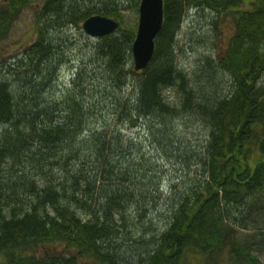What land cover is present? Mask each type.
I'll list each match as a JSON object with an SVG mask.
<instances>
[{"label":"trees","instance_id":"obj_1","mask_svg":"<svg viewBox=\"0 0 264 264\" xmlns=\"http://www.w3.org/2000/svg\"><path fill=\"white\" fill-rule=\"evenodd\" d=\"M140 1L6 0L0 7V40L23 10L33 7L37 19L36 40L22 56L0 58V264H190V255L205 264L223 253L236 264H260L239 243L235 225L250 219L238 217L243 211L258 215L264 208V0H163L154 55L139 72L131 52L136 33L120 27L98 40L103 92L116 97L113 118L148 125L152 145L172 155L182 147L171 148L174 114L195 117L209 130L204 160L194 157L200 178L174 197L165 229L147 242L151 231L138 224L141 236L137 244L130 237L127 259L109 243L122 226L115 216L125 228L127 212L136 209L142 219V203L159 201L152 197L160 179L142 166L149 160L141 149L125 148L119 130L89 129L94 115L84 100L85 67L63 96H47L60 71L49 35L80 29L92 16L122 23L125 4L138 10ZM193 10L214 13V24L226 17L233 23L226 47L194 82L174 62L182 20ZM218 74L230 82L226 94L215 95ZM129 86H135L132 97ZM169 88L176 89L175 105L162 96ZM5 163L19 172L7 176Z\"/></svg>","mask_w":264,"mask_h":264},{"label":"rangeland","instance_id":"obj_2","mask_svg":"<svg viewBox=\"0 0 264 264\" xmlns=\"http://www.w3.org/2000/svg\"><path fill=\"white\" fill-rule=\"evenodd\" d=\"M5 1L0 0V7ZM204 12L193 10L183 18L177 37L178 45L174 52V62L178 69L184 72L187 78L193 82L199 80L198 77L201 75L207 60H211L210 58L217 59L218 52L226 47L228 39L233 33V23L230 17H226L227 20H220L217 24H214L217 18L216 15L209 11H206L205 14ZM35 14L36 11L33 7L22 11L17 20L12 24L5 39L0 40V58L22 56L27 47L36 40L34 27L37 19ZM121 14L123 20L122 23L119 22L120 27L123 30H130L136 33L139 12L135 9L134 2L125 4V7L121 10ZM118 30L120 31V28ZM49 38L56 44L60 71L58 79L50 86L47 96L50 93H52V98L63 96V91L66 92L70 87L73 75L77 69L85 67L87 69L88 81L84 85V94L86 96L84 100L88 104L90 103V112L94 115H91L92 117L89 119V129H104L110 126L111 129L109 131L119 130L118 136H123V139L127 143L125 148H132L130 149V153L134 148L141 149L139 151L143 156L145 155L144 160L148 159L150 161H145V164H142V166L144 168L150 166V169L154 171L153 173L152 171L150 172V177L160 179L159 189L157 190V194L159 195L157 196L156 194L152 197L159 198V201L157 202V199H152L153 201L147 199L142 203L143 206L141 208H146L142 211L144 213L140 212L143 215L142 219L136 209L130 210L126 214L128 217V219L126 218V222H128L129 226L126 225L123 228V220H118V216H115L118 226L121 224L122 226L117 229L118 238L114 239L112 236L109 243L115 244L114 247L121 246V256L127 259L129 256L127 251L130 247V243L128 242L132 238V242H136L134 244H137L138 238L141 236V228L137 229V225H144L145 229L151 231L144 236V241L149 242L158 232L160 233L165 229L168 223L167 210L173 206V203L175 204L174 197L185 192V188L191 185L192 181L200 178L201 167L195 165L197 163L195 159L202 162L205 158L202 148L206 147L209 130L203 122L195 117H190L186 113L174 114L172 119V141L174 144L171 148L182 146L180 152L177 155H172L164 150L157 151L152 145V137L147 130L148 125L141 127L136 122H123L119 119V116L112 117V108L110 107L112 106L113 99H116V97L108 94L110 92L108 89H106L105 93L103 92L106 86L103 85L104 82L99 77L100 70L98 69V65L100 62L94 55V50L100 38L86 35L82 27L80 29L67 27L62 31L49 35ZM96 76L100 80L93 81ZM218 76L219 80H221V85L217 84L215 95L222 92L228 93L230 90L228 78L223 74H218ZM261 83L264 86V74ZM134 89L135 86H129L126 89L127 96H134ZM162 96L171 105L178 103V95L175 88L163 90ZM184 153L185 157L180 159V156ZM188 160L193 161L191 163L194 165H190V167L186 166V164L184 165V162ZM5 164L7 176L19 172L17 166L13 168V164ZM30 169L31 167L25 168L23 171L27 175L30 173ZM35 179L37 185L42 184L40 176L35 177ZM156 188V184L153 183L152 190L154 191ZM262 210L258 215L246 210L243 211L244 214L238 217L250 219L244 222L243 219L238 218L243 223L236 222L235 225L239 243L251 248L252 254L258 259L260 264H264V208ZM150 227L152 228L149 229ZM46 250L50 251V247H47ZM189 257L191 260L190 264H204L203 257L202 259L200 257L196 259L193 255ZM205 264L236 263L228 253H223L215 260H211Z\"/></svg>","mask_w":264,"mask_h":264},{"label":"water","instance_id":"obj_3","mask_svg":"<svg viewBox=\"0 0 264 264\" xmlns=\"http://www.w3.org/2000/svg\"><path fill=\"white\" fill-rule=\"evenodd\" d=\"M163 5V0L140 1L138 25L131 49L135 72L145 70L153 58L155 39L164 21ZM119 27V22L103 16H92L82 24L85 34L93 38L112 35Z\"/></svg>","mask_w":264,"mask_h":264}]
</instances>
